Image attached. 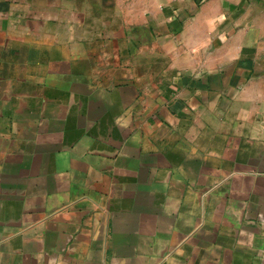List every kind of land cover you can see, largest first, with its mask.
<instances>
[{
  "label": "crops",
  "instance_id": "1",
  "mask_svg": "<svg viewBox=\"0 0 264 264\" xmlns=\"http://www.w3.org/2000/svg\"><path fill=\"white\" fill-rule=\"evenodd\" d=\"M0 264H264V0H0Z\"/></svg>",
  "mask_w": 264,
  "mask_h": 264
}]
</instances>
